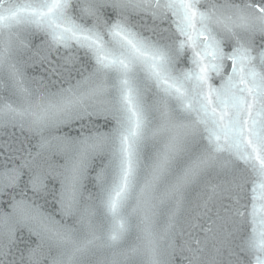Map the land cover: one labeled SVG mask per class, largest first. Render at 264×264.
Wrapping results in <instances>:
<instances>
[{
    "label": "snow or ice",
    "instance_id": "snow-or-ice-1",
    "mask_svg": "<svg viewBox=\"0 0 264 264\" xmlns=\"http://www.w3.org/2000/svg\"><path fill=\"white\" fill-rule=\"evenodd\" d=\"M0 264H264V0H0Z\"/></svg>",
    "mask_w": 264,
    "mask_h": 264
},
{
    "label": "water",
    "instance_id": "water-1",
    "mask_svg": "<svg viewBox=\"0 0 264 264\" xmlns=\"http://www.w3.org/2000/svg\"><path fill=\"white\" fill-rule=\"evenodd\" d=\"M37 74H39V73H37ZM39 202H40L41 204H43V206H44V210H45V211H47V212H51V213H53V214L56 213V211H57V207H58V206L55 205V202L52 200L51 197L48 198L47 202H45L44 200H41V201H39ZM56 218L59 219V216L57 215Z\"/></svg>",
    "mask_w": 264,
    "mask_h": 264
}]
</instances>
